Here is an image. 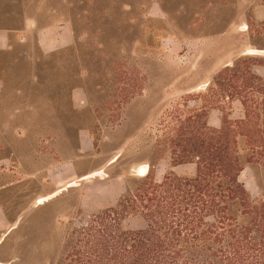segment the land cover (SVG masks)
Returning <instances> with one entry per match:
<instances>
[{"label":"rangeland","instance_id":"rangeland-1","mask_svg":"<svg viewBox=\"0 0 264 264\" xmlns=\"http://www.w3.org/2000/svg\"><path fill=\"white\" fill-rule=\"evenodd\" d=\"M258 1L11 0L12 13L69 28L51 52L9 54L0 76V264H108L104 251L120 233L146 228L139 216L92 209L88 176L68 181L47 169L71 162L76 175L123 174L121 197L177 163L176 174L192 176L204 117L219 127L217 109L237 119L240 96L262 97L240 93L245 78L253 88L264 81ZM235 64V75L224 73ZM80 131L88 152L78 151ZM256 178L261 192L248 170L239 178L254 201L264 199V171ZM81 194L89 209L78 208Z\"/></svg>","mask_w":264,"mask_h":264},{"label":"trees","instance_id":"trees-1","mask_svg":"<svg viewBox=\"0 0 264 264\" xmlns=\"http://www.w3.org/2000/svg\"><path fill=\"white\" fill-rule=\"evenodd\" d=\"M237 71V64L224 69ZM241 89L262 95L236 100L241 117L217 109L219 127L210 128L200 115L205 122L195 161L187 162L195 166L192 176L176 174L173 168L183 164L177 163L160 181L147 175L119 199L118 209L104 211L120 220L139 216L146 224L116 237L117 244L104 251L108 264H264V199L254 201L239 180L248 170L261 192L256 176L264 171V81L253 88L245 78Z\"/></svg>","mask_w":264,"mask_h":264},{"label":"crops","instance_id":"crops-1","mask_svg":"<svg viewBox=\"0 0 264 264\" xmlns=\"http://www.w3.org/2000/svg\"><path fill=\"white\" fill-rule=\"evenodd\" d=\"M227 4L230 5L229 2H227ZM235 4L240 5L241 3L236 1ZM10 5L11 0H0V76L3 75V71L8 68V66H6V58L9 54L14 53L20 56L22 53L24 56L26 54V48L30 46L33 47L34 52L39 54L51 52L53 50V46L59 43V40L66 35L69 28L67 22L59 21H55V24L53 25L50 24L44 26V24H41L38 18L33 15L21 12L12 13L10 10ZM252 5L254 6L253 10L251 11L252 17L255 20L264 18V4L258 1L252 3ZM232 19L234 20V18ZM49 30H54V34L50 33L49 35ZM25 40L27 45H24ZM0 83H2L1 80ZM76 140L77 148L80 153L89 151V148L91 147V141L87 131H80ZM112 164L113 163H107L105 164V167L110 168ZM139 169L140 168L136 167L134 170L135 176L137 177ZM175 169L176 168H173V170ZM52 171L59 172L62 177L68 181L73 180V176L75 177L74 181H77L88 176L89 174H94L97 172L94 171L76 175L74 174L75 170L71 162L54 163L47 169V174L51 173ZM98 171H102L105 176H94L81 182H89L90 184V194L88 196L91 198V200L95 201V204L91 207L92 209H110L117 204L124 191L125 176L121 174L110 177L107 173H105L104 167ZM78 186L69 189L78 188ZM61 187L62 186L60 183L57 185V187L55 186L52 189L57 190ZM68 190L65 192H68ZM62 193H60L54 199L59 198ZM43 195L45 196L47 194ZM85 197L86 194H81V196L78 198L79 209H89V206L87 208L86 206L82 205ZM0 217L4 218V214L1 209Z\"/></svg>","mask_w":264,"mask_h":264},{"label":"bare ground","instance_id":"bare-ground-1","mask_svg":"<svg viewBox=\"0 0 264 264\" xmlns=\"http://www.w3.org/2000/svg\"><path fill=\"white\" fill-rule=\"evenodd\" d=\"M88 178H89V175H88ZM59 193H60V192H59ZM54 197H55V196H54ZM47 198H48V197H47ZM47 198H46V199H47ZM46 199L43 198V199H41V200H38V201L36 202V205L43 204V201L45 202Z\"/></svg>","mask_w":264,"mask_h":264},{"label":"water","instance_id":"water-1","mask_svg":"<svg viewBox=\"0 0 264 264\" xmlns=\"http://www.w3.org/2000/svg\"><path fill=\"white\" fill-rule=\"evenodd\" d=\"M92 176H98V174L94 173V174H92Z\"/></svg>","mask_w":264,"mask_h":264}]
</instances>
